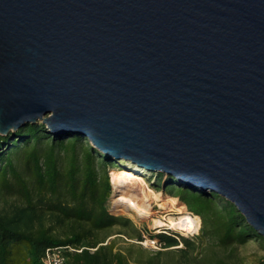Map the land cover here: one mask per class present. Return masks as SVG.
<instances>
[{
	"label": "water",
	"instance_id": "95a60500",
	"mask_svg": "<svg viewBox=\"0 0 264 264\" xmlns=\"http://www.w3.org/2000/svg\"><path fill=\"white\" fill-rule=\"evenodd\" d=\"M39 122L264 237V0H0V135Z\"/></svg>",
	"mask_w": 264,
	"mask_h": 264
},
{
	"label": "trees",
	"instance_id": "16d2710c",
	"mask_svg": "<svg viewBox=\"0 0 264 264\" xmlns=\"http://www.w3.org/2000/svg\"><path fill=\"white\" fill-rule=\"evenodd\" d=\"M84 140L88 139L78 134H56L40 122L0 135V197L21 202L0 209V264H42L46 248L65 245L83 248L70 255V264H130L107 238H98L107 229L131 224L106 206L115 161ZM157 175L164 191L201 219V237L207 242L225 251L252 241L264 247V237L220 194L191 189L171 175ZM47 218L64 225L61 231ZM154 238L164 249L180 244L184 250L196 249L190 240L167 232ZM208 264L236 263L215 257ZM258 264H264V257Z\"/></svg>",
	"mask_w": 264,
	"mask_h": 264
},
{
	"label": "rangeland",
	"instance_id": "374dc122",
	"mask_svg": "<svg viewBox=\"0 0 264 264\" xmlns=\"http://www.w3.org/2000/svg\"><path fill=\"white\" fill-rule=\"evenodd\" d=\"M84 142H87L92 147H94L89 139L84 140ZM83 144L84 146L87 145L85 143ZM102 156L107 157L104 154H102ZM98 157L101 158L99 155ZM112 159L115 161V168L110 169V174L114 170L122 169L123 167L121 165L129 163L124 160L115 158ZM62 166L65 167V162H63ZM143 175L147 180L149 188L159 193L163 200L169 198L172 200H177L175 198H171L174 197L172 193L164 191L165 186H163V183L159 181V176L156 173H151L145 170ZM153 184L158 187H153ZM113 196L114 190L107 200L106 206L108 211L116 217L129 219L131 221V224L126 227L115 226L113 228L107 229L101 232L98 235V238L100 240H102L103 238H107V242L109 244H114V251L121 252L130 264H150V262H152V264H208L215 257L227 258L236 264H258L259 260L264 257V247L257 241L249 242L244 246L235 247L232 251L222 250L215 243L207 242L201 237V219L198 220L199 222L196 232L193 235L189 236H183L179 231L167 230V228L165 227L154 228L151 219L138 221L133 219L129 214L114 210L112 204ZM20 203L21 202L15 197H0V209L14 204L19 205ZM152 211L154 212L155 217L159 215H166L167 217L174 218L178 217V214H176L177 212H175L174 210L165 211L163 209H160L155 203L152 204ZM185 211L190 213L187 207ZM47 219V223H50L61 231V228L64 225L61 226L60 224H57L55 220L51 221L49 218ZM166 232L190 240L195 244L196 249L194 251L184 250L185 247L181 244L178 248H162L163 245L157 238H154V236L159 233ZM138 235H141V241H139ZM147 241H152L153 244H145ZM231 253L233 255L229 257Z\"/></svg>",
	"mask_w": 264,
	"mask_h": 264
},
{
	"label": "bare ground",
	"instance_id": "6f19581e",
	"mask_svg": "<svg viewBox=\"0 0 264 264\" xmlns=\"http://www.w3.org/2000/svg\"><path fill=\"white\" fill-rule=\"evenodd\" d=\"M125 164L121 165L123 169L114 170L110 174L114 190L112 201L114 210L129 214L138 221L151 219L154 228L165 227L167 230L179 231L183 236L193 235L197 230L198 217L186 212V206L178 200L170 198L163 200L159 193L150 189L143 175L145 170L131 163ZM154 203L165 211L174 210L178 217L166 215L155 217L152 211ZM150 243L153 244L152 241L145 244Z\"/></svg>",
	"mask_w": 264,
	"mask_h": 264
},
{
	"label": "built area",
	"instance_id": "2783aa9c",
	"mask_svg": "<svg viewBox=\"0 0 264 264\" xmlns=\"http://www.w3.org/2000/svg\"><path fill=\"white\" fill-rule=\"evenodd\" d=\"M82 250L83 248L72 245L48 247L43 253L41 262L42 264H70V255L80 253Z\"/></svg>",
	"mask_w": 264,
	"mask_h": 264
}]
</instances>
